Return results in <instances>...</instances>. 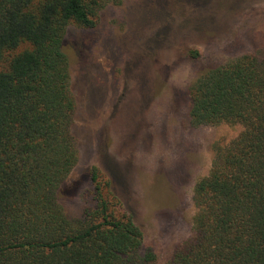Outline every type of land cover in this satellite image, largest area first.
<instances>
[{"label":"trees","instance_id":"obj_1","mask_svg":"<svg viewBox=\"0 0 264 264\" xmlns=\"http://www.w3.org/2000/svg\"><path fill=\"white\" fill-rule=\"evenodd\" d=\"M108 1L0 0V264H157L98 166L94 206L72 219L59 201L80 159L65 37L94 27ZM190 96L194 126L241 130L213 144L195 234L166 264H264V46L204 71Z\"/></svg>","mask_w":264,"mask_h":264},{"label":"rangeland","instance_id":"obj_2","mask_svg":"<svg viewBox=\"0 0 264 264\" xmlns=\"http://www.w3.org/2000/svg\"><path fill=\"white\" fill-rule=\"evenodd\" d=\"M96 21L71 24L65 37L80 159L59 201L72 219L94 206L98 166L142 228L143 250L166 264L195 234L194 188L211 169L213 144L241 130L194 126L190 87L264 46V0H111Z\"/></svg>","mask_w":264,"mask_h":264}]
</instances>
